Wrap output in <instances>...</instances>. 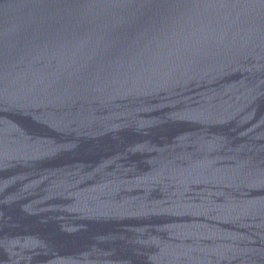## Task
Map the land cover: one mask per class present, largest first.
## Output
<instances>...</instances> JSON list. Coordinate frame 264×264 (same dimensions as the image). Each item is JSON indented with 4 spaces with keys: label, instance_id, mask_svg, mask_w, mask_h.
<instances>
[{
    "label": "water",
    "instance_id": "1",
    "mask_svg": "<svg viewBox=\"0 0 264 264\" xmlns=\"http://www.w3.org/2000/svg\"><path fill=\"white\" fill-rule=\"evenodd\" d=\"M0 264H264V0H0Z\"/></svg>",
    "mask_w": 264,
    "mask_h": 264
}]
</instances>
